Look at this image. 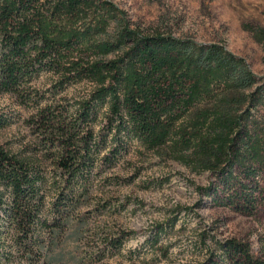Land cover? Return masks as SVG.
I'll list each match as a JSON object with an SVG mask.
<instances>
[{"label": "trees", "instance_id": "trees-1", "mask_svg": "<svg viewBox=\"0 0 264 264\" xmlns=\"http://www.w3.org/2000/svg\"><path fill=\"white\" fill-rule=\"evenodd\" d=\"M100 10L111 13L112 5L0 0V95L27 106L26 88L41 75L56 79L52 98L92 86L68 107L36 108L35 145L0 146V264H62L55 251L69 229L82 231L79 212L96 175L113 168L133 144L196 174L211 173L216 184L203 191L215 200L222 192L230 208L242 214L256 208L242 182L254 185L264 171V139L250 127L264 102V80L215 44L143 35L122 25L97 41L101 26L85 23V16ZM9 124L0 116V130ZM260 195L264 203V190ZM133 235L106 236L105 247L120 254ZM219 249L202 264H263L245 245L226 242Z\"/></svg>", "mask_w": 264, "mask_h": 264}, {"label": "rangeland", "instance_id": "rangeland-1", "mask_svg": "<svg viewBox=\"0 0 264 264\" xmlns=\"http://www.w3.org/2000/svg\"><path fill=\"white\" fill-rule=\"evenodd\" d=\"M105 1L112 5L111 13L100 10L85 16V23L101 26L102 31L93 35L95 40L114 35L122 25L143 35L215 44L241 58L258 82H263L264 33L261 38L259 32L264 31V0ZM55 80L50 75L33 80L26 88L27 106L13 96L0 95V116L10 120L0 130V146L18 151L35 145L39 136L32 119L38 106L68 107L92 89L80 84L52 98ZM253 116L250 127L264 139V102ZM255 181L254 185L250 180L242 182L257 199L253 213L242 214L222 203V192L215 200L203 191L216 184L211 173L196 174L165 154L133 144L113 168L96 175L90 198L79 212L84 219L82 231L76 235L69 229L55 253L62 264H202L211 254L221 253L219 244L236 242L264 264V203L259 200L264 171L257 173ZM127 232L134 235L120 254L106 249V236Z\"/></svg>", "mask_w": 264, "mask_h": 264}]
</instances>
